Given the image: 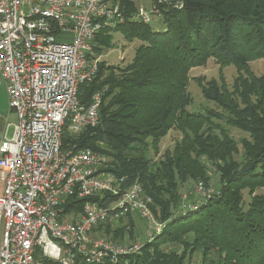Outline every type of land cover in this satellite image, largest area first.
Returning a JSON list of instances; mask_svg holds the SVG:
<instances>
[{
	"label": "trees",
	"instance_id": "obj_1",
	"mask_svg": "<svg viewBox=\"0 0 264 264\" xmlns=\"http://www.w3.org/2000/svg\"><path fill=\"white\" fill-rule=\"evenodd\" d=\"M112 1L105 0L119 6L124 22L97 35L88 60L112 48L116 32L140 45L127 66L100 61L93 80L79 87L82 105L105 89L98 124L76 138L65 132L62 148L105 155V171L124 178L125 188L141 185L162 228L138 253L103 264H264V194L256 193L264 190V73L249 69L251 59L264 60V0H150L157 6L152 20L160 17L162 30L130 19L137 0ZM208 59L221 69L235 66L237 75L231 87L221 73L218 80L197 78L202 97L214 107L189 112V72ZM227 128L248 138L238 143ZM173 130L180 139L150 158L149 150L157 156L160 140ZM208 166L218 173V195L179 213V188L188 181L209 187ZM94 201L101 206L110 198ZM83 203L69 198L62 207L81 215ZM101 229L118 243L126 232H111L106 222L95 234Z\"/></svg>",
	"mask_w": 264,
	"mask_h": 264
},
{
	"label": "built area",
	"instance_id": "obj_2",
	"mask_svg": "<svg viewBox=\"0 0 264 264\" xmlns=\"http://www.w3.org/2000/svg\"><path fill=\"white\" fill-rule=\"evenodd\" d=\"M153 16L138 7L130 19L148 24ZM123 22L119 6L105 0H0V75L16 116L11 136L2 130L0 139V264L116 263L143 243H118L95 230L128 215L160 232L139 183L125 188L124 178L105 171L101 153L62 148L65 132L76 138L98 124L105 89L82 105L79 87L98 71L100 57L88 60L94 39ZM192 194L183 209L218 191L198 182ZM106 196L107 204L94 201ZM69 198L84 201L81 215L64 212Z\"/></svg>",
	"mask_w": 264,
	"mask_h": 264
},
{
	"label": "rangeland",
	"instance_id": "obj_3",
	"mask_svg": "<svg viewBox=\"0 0 264 264\" xmlns=\"http://www.w3.org/2000/svg\"><path fill=\"white\" fill-rule=\"evenodd\" d=\"M112 3L113 1L110 0ZM111 2H107L108 5H112ZM159 3V2H158ZM168 2H160L159 5H165ZM173 3V2H171ZM135 6L143 7L144 9L151 11H154V15H157L155 12V9L157 10V6L153 4L150 0H137L134 1ZM166 8V7H165ZM150 26L153 30H162L163 26L161 24L160 17H157L156 19H153L150 23ZM140 45V42L133 41L132 43H127L124 41L123 37L119 32L113 33L112 40H111V46L112 48L107 49L102 52L100 61L105 62L106 64L118 68H124L129 64V62L132 60L135 48ZM249 69L250 71L256 75L260 76L264 73V60L263 59H251L249 63ZM221 76L224 78L225 83L231 87L233 84V80L235 79L237 75V71L235 66L229 65L225 68H220L219 65L213 60L208 59L204 66L196 67L189 72V84L187 91L192 99L191 105L187 108L189 112H200L204 109H212L214 106L212 103L207 102L201 95L200 89L197 86L196 79L197 78H203L205 81H209L211 79L218 80ZM16 123V116L13 113V111L9 108L8 104V98L6 94V83L2 79L0 75V129L3 131H6V134L8 136H11L13 125ZM229 135L238 143H240L241 139H247L248 135L236 130L234 128H227ZM179 132L173 130L170 131L166 137L160 140L159 142V152L158 155H154L152 150H149L148 156L150 158H158L159 155H162L166 150H169L173 147L174 142L180 139ZM209 170V189H212L213 191H218L219 185L218 180L219 176L218 173L215 171V169L212 166H208ZM195 183L193 182H187L183 184L179 188V193L182 196V205L187 206L190 202L194 203L195 197L192 194L193 186ZM257 194H264V190H257ZM186 196V200H183V197ZM243 201H244V208L247 207V203L249 201V196L247 194V191L243 192ZM185 210L182 207L178 211L179 213H182V211ZM184 212V211H183ZM178 213V214H179ZM138 221L135 223L136 227L130 226V229H128V225L126 226L123 223L120 224H114L112 223L113 228H120L124 231L129 232V237L133 240H130L129 237H122L121 240L124 244H129L131 242H140L143 243L144 241H147L150 237L153 235V231H148V227L145 224L143 220H141L139 217ZM155 218V217H154ZM125 220V219H123ZM157 221V219L155 218ZM158 222V221H157ZM119 223V222H117ZM123 236V235H122ZM196 262H198V258H196Z\"/></svg>",
	"mask_w": 264,
	"mask_h": 264
},
{
	"label": "crops",
	"instance_id": "obj_4",
	"mask_svg": "<svg viewBox=\"0 0 264 264\" xmlns=\"http://www.w3.org/2000/svg\"><path fill=\"white\" fill-rule=\"evenodd\" d=\"M99 57H101V56H99ZM101 60V59H100ZM14 113V112H13ZM138 221V218H137V216L135 215V216H130V217H128L127 219H125V220H123L122 221V223L123 224H125L126 226L128 225L129 227H128V229H130V226L132 225L133 227H136L135 226V223ZM112 223H114V224H120V223H117V222H114V221H108V225L110 226V230H111V232H113V231H115L117 228H113V226H112ZM127 228V227H126ZM125 228V229H126ZM103 229H101V233L99 234H96L97 236H100V235H103L104 236V233H103ZM109 237H111V235H109ZM124 237H129V234L127 233V232H125V234H124ZM130 238V237H129ZM130 240H133V239H131L130 238ZM121 243H123V242H121Z\"/></svg>",
	"mask_w": 264,
	"mask_h": 264
},
{
	"label": "water",
	"instance_id": "obj_5",
	"mask_svg": "<svg viewBox=\"0 0 264 264\" xmlns=\"http://www.w3.org/2000/svg\"><path fill=\"white\" fill-rule=\"evenodd\" d=\"M2 131V130H1ZM0 131V139H1V137H2V132Z\"/></svg>",
	"mask_w": 264,
	"mask_h": 264
},
{
	"label": "flooded vegetation",
	"instance_id": "obj_6",
	"mask_svg": "<svg viewBox=\"0 0 264 264\" xmlns=\"http://www.w3.org/2000/svg\"><path fill=\"white\" fill-rule=\"evenodd\" d=\"M0 131H1V129H0Z\"/></svg>",
	"mask_w": 264,
	"mask_h": 264
}]
</instances>
